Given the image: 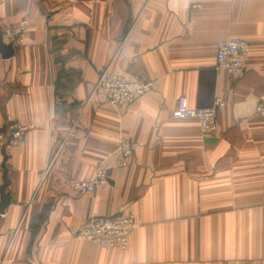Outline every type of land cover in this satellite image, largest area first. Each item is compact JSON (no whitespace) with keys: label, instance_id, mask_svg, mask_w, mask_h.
<instances>
[{"label":"crops","instance_id":"crops-1","mask_svg":"<svg viewBox=\"0 0 264 264\" xmlns=\"http://www.w3.org/2000/svg\"><path fill=\"white\" fill-rule=\"evenodd\" d=\"M22 19L0 66V129L32 128L0 151V264H264V0H0V34ZM233 38L249 47L239 77L215 69L217 43ZM104 70L150 88L112 105L95 90ZM180 97L221 99L215 131L173 119ZM124 138L132 158L117 168ZM100 166L107 187L69 188ZM125 213V250L75 238Z\"/></svg>","mask_w":264,"mask_h":264},{"label":"built area","instance_id":"built-area-1","mask_svg":"<svg viewBox=\"0 0 264 264\" xmlns=\"http://www.w3.org/2000/svg\"><path fill=\"white\" fill-rule=\"evenodd\" d=\"M28 30V22L22 19L1 30L0 37L7 44L17 43ZM248 44L242 38L219 41L216 45L215 69L232 77H239L245 70L248 56ZM4 62L0 54V66ZM150 88V84L141 80H129L122 75L110 74L107 70L100 73L95 90L100 91L106 100L115 106L129 105L140 98ZM224 107L221 99H216L213 106L206 109L189 107L185 97L177 100L171 117L175 120L192 119L198 123L202 132L216 129V115ZM255 115L264 116V94L258 98ZM32 127L20 123H11L4 132L0 129V151L16 147ZM132 143L127 138L121 139L117 149L109 155L110 161L117 168H126L132 158ZM109 185L108 176L100 166L94 170L92 178L83 181H71L69 188L81 195H92ZM4 213H0V221ZM136 228L132 213L117 214L111 217H92L82 227L75 238L92 243L101 248L125 250L129 238Z\"/></svg>","mask_w":264,"mask_h":264},{"label":"water","instance_id":"water-1","mask_svg":"<svg viewBox=\"0 0 264 264\" xmlns=\"http://www.w3.org/2000/svg\"><path fill=\"white\" fill-rule=\"evenodd\" d=\"M12 52V45L5 44L0 37V54L2 58L5 60L10 57ZM2 185L0 187V213H4L5 208L9 205V196L5 192L6 187L9 185V181L7 178V171L5 166H2Z\"/></svg>","mask_w":264,"mask_h":264}]
</instances>
